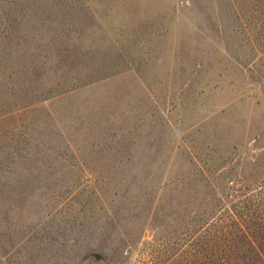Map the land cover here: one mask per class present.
Instances as JSON below:
<instances>
[{
  "label": "rangeland",
  "instance_id": "374dc122",
  "mask_svg": "<svg viewBox=\"0 0 264 264\" xmlns=\"http://www.w3.org/2000/svg\"><path fill=\"white\" fill-rule=\"evenodd\" d=\"M230 214L264 218V0H0V264H189Z\"/></svg>",
  "mask_w": 264,
  "mask_h": 264
},
{
  "label": "trees",
  "instance_id": "16d2710c",
  "mask_svg": "<svg viewBox=\"0 0 264 264\" xmlns=\"http://www.w3.org/2000/svg\"><path fill=\"white\" fill-rule=\"evenodd\" d=\"M230 218L229 225L204 236L200 249L188 256L189 264H264V218L245 221L238 214Z\"/></svg>",
  "mask_w": 264,
  "mask_h": 264
}]
</instances>
